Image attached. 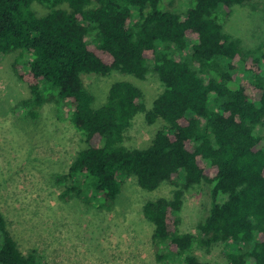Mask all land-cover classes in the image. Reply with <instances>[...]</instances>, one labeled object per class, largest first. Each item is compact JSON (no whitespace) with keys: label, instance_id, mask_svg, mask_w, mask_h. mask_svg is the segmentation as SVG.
I'll list each match as a JSON object with an SVG mask.
<instances>
[{"label":"trees","instance_id":"obj_1","mask_svg":"<svg viewBox=\"0 0 264 264\" xmlns=\"http://www.w3.org/2000/svg\"><path fill=\"white\" fill-rule=\"evenodd\" d=\"M247 1L191 0L182 15L163 0H0V55L18 51L26 62L14 63L30 90L20 104L35 116L34 107L55 99L84 133L69 176L90 199L111 206L124 176L146 190L175 185L171 197L142 206L160 261L211 264L176 223L185 191L205 183L202 242L224 243L226 264H264V42L245 49L220 20ZM34 2L50 11L36 14ZM113 70L139 78L153 70L163 89L147 108L140 87L118 80L94 106L81 75ZM140 112L165 125L146 147H127L125 131ZM0 264H42L20 250L1 212Z\"/></svg>","mask_w":264,"mask_h":264},{"label":"rangeland","instance_id":"obj_2","mask_svg":"<svg viewBox=\"0 0 264 264\" xmlns=\"http://www.w3.org/2000/svg\"><path fill=\"white\" fill-rule=\"evenodd\" d=\"M190 5L191 0H163L164 9L182 15ZM32 7L38 15L50 11L39 2ZM220 20L223 30L239 38L245 49L264 42V0L234 4ZM19 54L13 51L0 55V212L20 250L34 251L42 264H184L156 258L153 224L142 212L147 200L171 197L175 185L165 182L146 190L135 176H124L111 206L90 199L83 183L76 184L69 176L71 162L86 146L84 133L60 115L61 107L55 99L47 98L34 107L35 116L21 106L30 90L14 69L17 60L26 65ZM81 78L94 96V106L105 101L110 85L118 80L140 87L147 108L163 89L153 70L144 78L118 70L105 75L84 73ZM164 125L161 118L148 123L145 113L140 112L125 131L124 144L146 147ZM257 130L264 133V125ZM75 185L78 187L72 188ZM209 202L208 184L187 189L177 213V228L194 234L192 252L200 260L226 264L224 243L206 245L197 229Z\"/></svg>","mask_w":264,"mask_h":264}]
</instances>
